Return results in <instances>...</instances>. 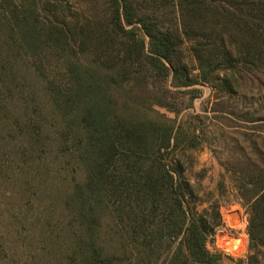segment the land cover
<instances>
[{
	"label": "trees",
	"instance_id": "1",
	"mask_svg": "<svg viewBox=\"0 0 264 264\" xmlns=\"http://www.w3.org/2000/svg\"><path fill=\"white\" fill-rule=\"evenodd\" d=\"M28 9L0 15V121L10 117L11 130L35 151L44 135L27 112L49 107L65 133L59 152L70 145L80 175L64 194L68 214L46 233L48 264H264V106L257 105L264 102V0H104L91 20L65 24L33 19L34 2ZM45 54L62 64L64 83L37 68ZM150 79L208 85L233 99L235 111L249 95L257 107L245 118L249 134L225 124L243 119L234 111L215 118L233 132L225 139L228 171L249 216L245 261L229 263L208 247L223 227L220 207L200 213L192 203L184 158L174 154L181 126L136 115L134 100L117 96L132 82L146 91ZM152 103L167 109L163 100ZM204 135L197 128L186 147L198 148ZM112 197L122 204L117 216L109 212Z\"/></svg>",
	"mask_w": 264,
	"mask_h": 264
},
{
	"label": "rangeland",
	"instance_id": "2",
	"mask_svg": "<svg viewBox=\"0 0 264 264\" xmlns=\"http://www.w3.org/2000/svg\"><path fill=\"white\" fill-rule=\"evenodd\" d=\"M99 1L12 0L11 3V0H0V15L10 17L11 12L19 13L21 10L28 13L29 4L34 2L36 9L38 8L37 15L33 17L35 20L45 21L49 16L60 24L84 23L102 10L104 0ZM88 46L93 49L91 45ZM186 55L189 64L195 68L191 55ZM37 59V68L44 75L52 80L65 82V70L55 57L45 54L39 55ZM139 73L145 76L142 71ZM146 73L150 78L151 75ZM135 77L140 78L138 75ZM150 82L151 86L146 91L133 82L125 89L117 88V96L121 100L127 95L133 99L135 104L132 106L136 109L133 113L136 115L141 114L144 118L162 122H167V119L176 120V128L181 126L180 144L174 154L184 158V176L194 187L192 203H198L200 213L207 210L213 214L211 208L215 205L220 207L223 227L210 238L208 247L212 252L229 258V263L245 261L249 252V216L232 174L228 171L232 166L229 152L231 146L230 141L225 139L226 136L233 138V132L219 125L215 118L220 117V112H226L227 109L234 111L243 119L233 118L232 123L225 124L237 126L241 134H249L252 124L245 121V118L252 116L257 107L251 108V97L248 95L247 100L236 103L235 111L233 99L217 93L208 85L175 88L169 86V82L167 85L162 83V80L150 79ZM244 93L248 94L246 90ZM154 99L163 100L167 109L154 106ZM257 105L263 107L264 102ZM45 109L47 111H39L32 105L27 112L32 129L44 135L39 138L41 143L37 142L35 151L31 149L26 135L11 130L13 120L9 116L7 120L10 122L7 123L4 119L0 121V264H48L50 255L47 253L51 243L46 238V233L56 226L59 218L68 214L64 194L70 191L74 180L80 178L75 162L70 157V145H65V152H59V149L64 150V145L59 143L65 139L59 118L49 107ZM43 114L46 116V131L42 126L40 128L39 120ZM196 116L200 119H196ZM197 128L205 134V141L198 148H187L184 138L191 136ZM110 206L109 212L112 215L121 213L122 204L118 198L112 197ZM60 250L59 258L67 260V257L63 259L65 249Z\"/></svg>",
	"mask_w": 264,
	"mask_h": 264
},
{
	"label": "built area",
	"instance_id": "3",
	"mask_svg": "<svg viewBox=\"0 0 264 264\" xmlns=\"http://www.w3.org/2000/svg\"><path fill=\"white\" fill-rule=\"evenodd\" d=\"M238 249V248H237Z\"/></svg>",
	"mask_w": 264,
	"mask_h": 264
}]
</instances>
